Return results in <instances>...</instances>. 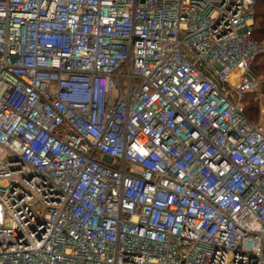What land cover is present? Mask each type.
I'll list each match as a JSON object with an SVG mask.
<instances>
[{
    "label": "built area",
    "instance_id": "built-area-1",
    "mask_svg": "<svg viewBox=\"0 0 264 264\" xmlns=\"http://www.w3.org/2000/svg\"><path fill=\"white\" fill-rule=\"evenodd\" d=\"M255 5L0 0V264H264Z\"/></svg>",
    "mask_w": 264,
    "mask_h": 264
},
{
    "label": "trees",
    "instance_id": "trees-1",
    "mask_svg": "<svg viewBox=\"0 0 264 264\" xmlns=\"http://www.w3.org/2000/svg\"><path fill=\"white\" fill-rule=\"evenodd\" d=\"M255 23L257 29L254 31L252 39L255 41L264 39V0H256L254 9ZM253 71L256 75L264 77V54L257 57L255 60ZM254 94H248L245 96L244 102L246 104V115L252 121L258 120L259 105L254 102Z\"/></svg>",
    "mask_w": 264,
    "mask_h": 264
},
{
    "label": "rangeland",
    "instance_id": "rangeland-1",
    "mask_svg": "<svg viewBox=\"0 0 264 264\" xmlns=\"http://www.w3.org/2000/svg\"><path fill=\"white\" fill-rule=\"evenodd\" d=\"M256 26H257V24H256ZM258 41H264V39H261V40H258Z\"/></svg>",
    "mask_w": 264,
    "mask_h": 264
}]
</instances>
